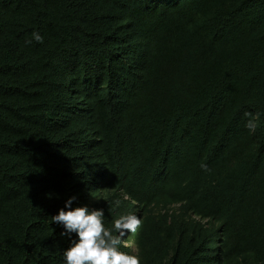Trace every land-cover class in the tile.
Masks as SVG:
<instances>
[{
  "label": "trees",
  "instance_id": "trees-1",
  "mask_svg": "<svg viewBox=\"0 0 264 264\" xmlns=\"http://www.w3.org/2000/svg\"><path fill=\"white\" fill-rule=\"evenodd\" d=\"M73 195L140 264H264V0H0V264H63Z\"/></svg>",
  "mask_w": 264,
  "mask_h": 264
},
{
  "label": "clouds",
  "instance_id": "clouds-1",
  "mask_svg": "<svg viewBox=\"0 0 264 264\" xmlns=\"http://www.w3.org/2000/svg\"><path fill=\"white\" fill-rule=\"evenodd\" d=\"M31 38L38 43L43 41L37 30H33ZM245 126L254 129V121L248 120ZM76 199L75 195L68 197L51 216V221L62 227L60 236L69 238V246L63 251V264H140L137 254L121 251L120 245L128 233L138 229L141 218L135 213L120 215L109 229L104 223L103 208L74 205ZM115 203L118 205L120 201Z\"/></svg>",
  "mask_w": 264,
  "mask_h": 264
},
{
  "label": "rangeland",
  "instance_id": "rangeland-1",
  "mask_svg": "<svg viewBox=\"0 0 264 264\" xmlns=\"http://www.w3.org/2000/svg\"><path fill=\"white\" fill-rule=\"evenodd\" d=\"M98 200H99V198H98V196H94V197H92V198H90L89 199V201H88V205L90 206V207H94V205L98 202ZM95 208V207H94ZM171 209H175V208H171ZM128 238V235H126L123 239V241H125V240H127V242L126 243H123V241H122V243H123V245L125 244L126 246H129L130 244H131V242L127 239ZM134 251V250H133ZM163 264H167L166 262L165 263H163Z\"/></svg>",
  "mask_w": 264,
  "mask_h": 264
},
{
  "label": "water",
  "instance_id": "water-1",
  "mask_svg": "<svg viewBox=\"0 0 264 264\" xmlns=\"http://www.w3.org/2000/svg\"><path fill=\"white\" fill-rule=\"evenodd\" d=\"M123 241V240H122Z\"/></svg>",
  "mask_w": 264,
  "mask_h": 264
}]
</instances>
